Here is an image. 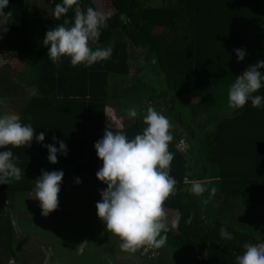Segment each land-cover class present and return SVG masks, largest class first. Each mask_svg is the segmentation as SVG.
<instances>
[{
  "label": "trees",
  "instance_id": "16d2710c",
  "mask_svg": "<svg viewBox=\"0 0 264 264\" xmlns=\"http://www.w3.org/2000/svg\"><path fill=\"white\" fill-rule=\"evenodd\" d=\"M107 1L108 26L90 47H110L112 57L91 67H73L67 57L57 65L48 58L45 33L70 26L74 17L73 10L53 16L61 0H9L3 9L9 13L3 48L10 58L23 59L15 78L31 92L17 115L37 134L47 133L43 144L53 143L55 136L68 152L52 164L35 138L31 146L12 149L25 176L0 185V264H23L13 217L21 208L27 215L32 205L40 208L34 181L53 170L64 172L60 201L84 200L105 238L100 257L113 263L116 237L95 207L106 185L96 177L102 161L94 144L109 126L107 108H115L123 120L122 128L112 130L133 138L144 127L148 106L172 125L170 174L177 183L164 208L176 213L177 222L162 233L165 243L147 245L141 258L145 264H235L245 243L264 240V109L249 102L230 110L228 87L247 66L264 61V0ZM79 6L97 10L92 0H79ZM236 49L246 52L244 60L237 61ZM256 94L264 95V88ZM133 107L138 116L129 119L127 110ZM193 180H207V190L191 194ZM221 227L231 240H221Z\"/></svg>",
  "mask_w": 264,
  "mask_h": 264
},
{
  "label": "clouds",
  "instance_id": "9594fccd",
  "mask_svg": "<svg viewBox=\"0 0 264 264\" xmlns=\"http://www.w3.org/2000/svg\"><path fill=\"white\" fill-rule=\"evenodd\" d=\"M8 3L9 0H0V16L9 14L3 12ZM69 10L74 11L70 26L60 24L45 33L43 44L48 49V58L59 65L62 58L67 57L73 67H91L110 59V47H90V42L99 40L101 29L108 26V16L92 7L82 9L79 0H61L52 14L59 19ZM5 24L0 22V26ZM235 53L238 62L244 60L246 52L243 49H236ZM261 69H264V61L249 65L229 85L227 104L230 110L241 109L249 102L254 108L264 109V95L256 94L264 88ZM127 116L136 118V108H129ZM142 122V131L133 138L123 131L114 132L111 125L106 126L103 137L94 144L102 161L96 177L106 185L100 191L101 200L95 205L97 216L108 232L119 237L120 248L124 251H135L146 245L159 247L165 243L162 233L168 231V225L164 203L175 193L177 183L170 174L174 153L168 148L173 139L169 119L148 106ZM46 134H37L36 129L22 123L17 114L0 113V185L18 182L25 176L12 149L31 146L33 138L47 149V159L52 164L58 162V154L67 155V145L55 136L53 143L43 144ZM57 143L59 147L55 146ZM63 176L62 170L42 171L34 181V199L39 201L42 215L47 216L58 208ZM80 182L76 178V183ZM207 184V180H193L188 191L199 196L207 190ZM219 235L221 240L233 238L224 227L220 228ZM83 246L84 243L78 246L80 251ZM243 249L242 254L235 257V264H264V240L245 243Z\"/></svg>",
  "mask_w": 264,
  "mask_h": 264
},
{
  "label": "rangeland",
  "instance_id": "374dc122",
  "mask_svg": "<svg viewBox=\"0 0 264 264\" xmlns=\"http://www.w3.org/2000/svg\"><path fill=\"white\" fill-rule=\"evenodd\" d=\"M92 1L98 11L107 16L111 13L107 0ZM0 22L6 23L4 16H0ZM4 26H0V103L8 107L11 105L10 109L14 111L10 114H17V106L22 98L27 99L31 92L29 87L18 83L15 78V72L23 69V59L10 58L4 50L3 40H1L5 36ZM6 109V106H2L3 111ZM116 112L115 108H107L106 122L120 129L123 120L117 116ZM32 199V194H29V200ZM58 201L60 202L58 208L47 216L42 215L41 208L38 209L34 205H32L33 208H29L30 211L32 210L31 214L27 215L24 208L16 211V217H13L17 233L15 245L20 250L19 254L23 259V264H145L141 255L146 254L149 248L147 245L148 248L142 246L135 251H124L120 248L119 237L112 233L110 236L116 237L117 252L114 257L112 256L113 263L111 259L105 262L99 254L105 238L100 233L99 225H94L93 217L84 206V200L77 196L63 198L60 201L58 196ZM165 211L168 229L174 230L177 215L167 208ZM249 214L251 216L252 213ZM82 243H84L83 251H80L78 246ZM108 257H111L110 253Z\"/></svg>",
  "mask_w": 264,
  "mask_h": 264
},
{
  "label": "crops",
  "instance_id": "0c3cea01",
  "mask_svg": "<svg viewBox=\"0 0 264 264\" xmlns=\"http://www.w3.org/2000/svg\"><path fill=\"white\" fill-rule=\"evenodd\" d=\"M11 104V103H10ZM2 106H6L7 107V109L5 110V111H3V113H5L6 111L7 112H11V111H14V110H12V109H10L11 108V105L8 107L6 104L5 105H3L2 103H0V110L2 111ZM15 224V223H14Z\"/></svg>",
  "mask_w": 264,
  "mask_h": 264
}]
</instances>
